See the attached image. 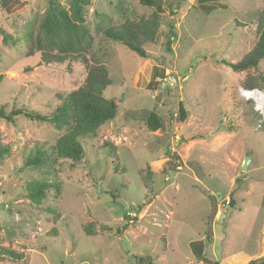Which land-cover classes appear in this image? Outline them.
Here are the masks:
<instances>
[{
  "label": "rangeland",
  "instance_id": "374dc122",
  "mask_svg": "<svg viewBox=\"0 0 264 264\" xmlns=\"http://www.w3.org/2000/svg\"><path fill=\"white\" fill-rule=\"evenodd\" d=\"M51 1L0 0V107L8 112L24 106L50 115L61 96L85 81L82 61L44 64L40 52L26 55L24 27L46 14ZM53 1L73 7V0ZM210 4L215 8H203ZM263 4L163 0V20L175 26L171 50L165 23L141 57L104 32L154 8L139 0H88L84 24L115 82L104 95L118 103L117 115L74 167L57 157L25 164L37 145L54 144L66 129L23 114L0 117V143L9 146L0 158V264H138L135 256L153 264H259L264 134L253 122L256 111L264 115V87L247 90L241 83L248 72L264 74V59L240 72L225 61L237 62L254 47L252 13ZM151 111L163 123L157 130L147 124ZM107 150L118 166L106 160ZM36 181L50 188L35 200L29 184ZM91 222L113 231L94 226L97 234H88ZM199 241L201 255L193 249ZM11 249L25 257L14 258Z\"/></svg>",
  "mask_w": 264,
  "mask_h": 264
},
{
  "label": "trees",
  "instance_id": "16d2710c",
  "mask_svg": "<svg viewBox=\"0 0 264 264\" xmlns=\"http://www.w3.org/2000/svg\"><path fill=\"white\" fill-rule=\"evenodd\" d=\"M139 2L146 7L154 8L153 12L147 17L129 18L119 26L106 30L104 32L106 37L120 42L141 57H147L144 44L157 43L162 34V26L166 23L169 32L166 45L167 49L171 50V37L176 35L173 31L175 26L171 20H163V0H139ZM87 4L88 0H73L72 9L67 10L52 0L46 14L35 15L24 27L27 56H33L40 52L41 63L44 64H71L74 61H82L87 70L84 83L78 89L61 96V104L50 115L30 110L24 106L9 112L5 107H0V117L2 118L11 120L15 115L23 114L30 119L51 122L66 129L54 144L50 146L37 145L25 157L27 166L39 165L43 161L55 157L63 162H68L72 167L79 165L91 151L90 147L96 146L100 137V127L117 115L118 103L114 98L104 95V91L115 82L111 78L106 61H104L105 58L98 55L92 48L93 41L84 24L83 11ZM203 8L210 11L215 8V4ZM252 15L258 18L256 44L239 61H225L236 72L249 71L252 68L256 70L259 62L264 59V4ZM3 79L4 75L0 74V83ZM241 84L247 90L264 87V74L248 72ZM179 114L182 120L186 116V111L181 103ZM254 116L256 121L253 123L256 130L264 134V115L256 111ZM147 124L152 130L163 126L160 115L156 111L150 112ZM8 147L7 144L0 143V158L3 153L9 151ZM103 147L109 149L111 143L107 141ZM106 156L109 163L118 166L111 151L107 150ZM29 186V197L35 200L44 197L47 189L50 188L49 184L44 181H36ZM233 201L234 199L231 198L229 203L231 204ZM94 226L102 230L113 231L105 223L91 222L86 226L88 234H97ZM116 232H121V230L117 229ZM54 235H56L55 230ZM202 246V241L193 242V249L199 255H201ZM9 252L17 259L25 257L23 251L11 249ZM136 260L138 264H153L149 256H135L134 263ZM255 263L256 261L253 260L249 264ZM209 264H219V262L212 261ZM259 264H264V256L260 258Z\"/></svg>",
  "mask_w": 264,
  "mask_h": 264
},
{
  "label": "water",
  "instance_id": "95a60500",
  "mask_svg": "<svg viewBox=\"0 0 264 264\" xmlns=\"http://www.w3.org/2000/svg\"><path fill=\"white\" fill-rule=\"evenodd\" d=\"M250 160H251V159H250V157H248V156L244 159V163H243V165H242V168H243V169L247 166V164H248V162H249Z\"/></svg>",
  "mask_w": 264,
  "mask_h": 264
},
{
  "label": "built area",
  "instance_id": "2783aa9c",
  "mask_svg": "<svg viewBox=\"0 0 264 264\" xmlns=\"http://www.w3.org/2000/svg\"><path fill=\"white\" fill-rule=\"evenodd\" d=\"M246 94H247V97H248V98L251 97V96H250V95H251L250 92L247 91ZM228 202H229V201H228Z\"/></svg>",
  "mask_w": 264,
  "mask_h": 264
},
{
  "label": "clouds",
  "instance_id": "9594fccd",
  "mask_svg": "<svg viewBox=\"0 0 264 264\" xmlns=\"http://www.w3.org/2000/svg\"><path fill=\"white\" fill-rule=\"evenodd\" d=\"M254 90V89H253ZM249 99V98H248Z\"/></svg>",
  "mask_w": 264,
  "mask_h": 264
}]
</instances>
